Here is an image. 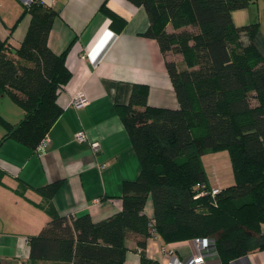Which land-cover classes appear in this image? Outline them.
Wrapping results in <instances>:
<instances>
[{
  "label": "trees",
  "instance_id": "16d2710c",
  "mask_svg": "<svg viewBox=\"0 0 264 264\" xmlns=\"http://www.w3.org/2000/svg\"><path fill=\"white\" fill-rule=\"evenodd\" d=\"M129 1L147 13L144 35L165 56L178 107L148 105L146 86L133 83L117 109L140 169L123 181L120 210L95 221L88 212L61 216L49 206V220L27 236L29 261L124 264L132 238L139 264H160L145 250L155 234L163 243L207 238L214 264L264 249V54L253 43L257 23L235 26L231 19V10L255 0ZM25 13L30 21L19 46L0 38V95L9 93L22 108L16 123L0 117V143L12 138L34 149L62 111L70 72L68 47L56 53L47 44L57 11L33 0L9 32ZM222 149L233 183L219 188L210 185L202 155ZM200 184L207 194H199ZM58 185L36 189L49 198ZM147 198L151 219L143 211Z\"/></svg>",
  "mask_w": 264,
  "mask_h": 264
},
{
  "label": "crops",
  "instance_id": "0c3cea01",
  "mask_svg": "<svg viewBox=\"0 0 264 264\" xmlns=\"http://www.w3.org/2000/svg\"><path fill=\"white\" fill-rule=\"evenodd\" d=\"M39 1L58 13L47 44L56 53L68 47L70 77L60 96L62 111L36 148L12 138L0 143V264H52L30 262L27 242L49 220V206L61 216L88 212L95 221L120 210L123 181L135 179L140 169L117 109L128 102L133 83L146 86L148 105L178 107L165 56L156 40L144 35L149 19L143 6L129 0ZM23 6L21 0H0V38L11 48L19 46L30 21L25 13L9 32ZM231 19L235 26L257 23L253 43L264 54V0L231 10ZM78 92L87 102L74 107L70 100ZM79 130L87 139H75ZM94 140L100 142L97 152L90 145ZM221 153L209 155L216 159ZM207 178L210 185L223 187L218 175ZM57 181L49 198L36 189ZM143 211L153 217L150 198ZM127 245L124 264H139L132 238ZM161 246L182 259L195 249L192 238L163 243L155 234L146 240L147 255L160 261ZM230 264H264V249Z\"/></svg>",
  "mask_w": 264,
  "mask_h": 264
},
{
  "label": "built area",
  "instance_id": "2783aa9c",
  "mask_svg": "<svg viewBox=\"0 0 264 264\" xmlns=\"http://www.w3.org/2000/svg\"><path fill=\"white\" fill-rule=\"evenodd\" d=\"M33 0H21L23 5H28ZM81 57H85V54H82ZM87 102V98L84 93L78 92L73 98H71L70 103L74 107H79ZM74 137L78 141H83L87 139V136L83 130H79L74 134ZM91 148L94 152L99 151L100 142L98 140H94L90 142ZM200 187L203 189L199 191V194H207L208 191L204 189V185L200 184ZM218 191V188L214 187L210 191L211 194H214ZM153 232V229H151ZM154 236V235H153ZM192 242L194 244V252L190 254V256L186 259L179 258L173 250L167 248L166 246H161V252L163 254V259L160 260V264H211L217 257L216 253L213 249V244L207 238L195 237L192 238Z\"/></svg>",
  "mask_w": 264,
  "mask_h": 264
},
{
  "label": "rangeland",
  "instance_id": "374dc122",
  "mask_svg": "<svg viewBox=\"0 0 264 264\" xmlns=\"http://www.w3.org/2000/svg\"><path fill=\"white\" fill-rule=\"evenodd\" d=\"M179 60H181V55L177 54ZM0 117L5 120L13 123L20 120L22 117V108L20 105L15 102L9 93L5 92L0 95ZM5 132V127L0 122V137ZM215 152H222L216 159H212L209 153L202 155L203 166L211 179L218 175L221 180L220 183L223 187L233 183V174L231 169V164L229 160L228 151L226 149L218 150ZM211 153V152H210ZM223 153L225 155H223ZM195 248V247H194ZM194 252V251H193ZM211 261V264H214L218 261V257ZM163 258H161L162 260Z\"/></svg>",
  "mask_w": 264,
  "mask_h": 264
}]
</instances>
